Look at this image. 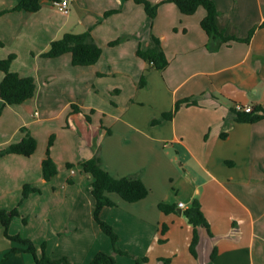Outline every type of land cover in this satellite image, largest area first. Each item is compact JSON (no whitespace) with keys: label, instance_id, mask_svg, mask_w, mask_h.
<instances>
[{"label":"crops","instance_id":"crops-1","mask_svg":"<svg viewBox=\"0 0 264 264\" xmlns=\"http://www.w3.org/2000/svg\"><path fill=\"white\" fill-rule=\"evenodd\" d=\"M212 1L220 30L249 42L209 51L204 8L184 15L165 3L151 20L133 0H72L67 14L50 0L41 1L36 13L6 12L21 0H0V60L15 55L11 70L36 83L35 95L23 104L3 106L0 97V152L27 132L37 141L30 157L0 156V210L20 212L10 235L31 240L39 256L46 244L52 258L73 264L113 254L94 219L93 177L79 165L100 147L108 173L119 179L141 173L149 190L137 203L108 195L116 206L104 208L101 218L119 235L122 250L148 258L143 264H264V120L239 122L234 111L237 105L264 107V0ZM110 10L118 12L104 17ZM88 29L102 48L95 65L75 67L70 53L41 57L64 34ZM151 35L168 59L164 70L148 71L137 54ZM4 76L0 72V84ZM184 101L197 104L183 103L173 119H163ZM52 136L58 174L46 181L42 161ZM26 185L39 192L21 202ZM196 199L212 236L199 229L194 257V228L177 210ZM160 204L177 209L165 214ZM14 248L23 246L7 239L0 223V264H35L32 255ZM114 256L117 264H136Z\"/></svg>","mask_w":264,"mask_h":264},{"label":"trees","instance_id":"trees-1","mask_svg":"<svg viewBox=\"0 0 264 264\" xmlns=\"http://www.w3.org/2000/svg\"><path fill=\"white\" fill-rule=\"evenodd\" d=\"M41 1L43 0H21V2L12 11H27L30 13H36L41 10ZM53 3L60 0H50ZM134 3L142 5L146 14L154 20L158 14L159 7L165 3L175 4L180 12L184 15H193L200 8L206 10V16L201 22V27L209 38L207 49L209 51H217L222 45L227 44L230 41L249 42L250 37L246 40H240L235 37L226 36L223 31L220 30L217 24V17L219 15L216 4L212 0H163L159 3H153L149 0H133ZM118 10H110L104 14V17H108L117 13ZM264 26V25H263ZM251 36V35H250ZM115 44V42L113 43ZM0 46L3 43L0 41ZM70 53L72 55V65L75 67H89L93 66L100 60L102 56V48L95 42L91 29L80 33H66L60 39L51 43L49 49L41 54V57L53 59L58 58L64 54ZM139 57H141L148 64V71L150 70H164L169 62L164 53L162 43L156 36H150L149 45L140 46L137 51ZM15 60V55L9 56L7 59L0 60V72L4 73V79L0 84V97L3 100V106L5 105H20L27 100L33 98L36 91L35 79L32 77H21L18 73L11 70V64ZM146 84V76L143 75L138 83V87H143ZM183 103L187 105H196L197 102H178L171 112L163 114V119L171 120L175 114L181 108ZM72 109L77 110L75 105ZM3 107L0 108V115ZM236 119L239 122L245 123H257L264 120V107L256 106L250 113L238 112L236 110ZM93 113V111H92ZM87 121L91 122V117H86ZM153 124L160 123L159 120H154ZM23 132V131H22ZM111 131L108 130V134ZM54 142V136L49 140L47 147L46 158L42 161V173L43 178L46 181H50L58 174V167L51 157V147ZM37 149V141L30 134L26 133L23 139L15 144L10 145L6 149L0 152V156L6 154H18L25 157L32 156ZM94 155L88 160L80 162L82 171L86 174H90L93 177V183L91 185L92 196L95 199V212L94 219L98 224L100 230L110 238L112 243L113 254L100 252L94 256L90 264H117L114 254L121 256H128L136 261V264H143L148 262V258H139L135 255L124 251L120 248L119 235L114 228L101 218V212L106 207H114L116 203L109 198V194H117L123 201L127 203H137L145 199L149 190L145 186L141 173L132 174L124 178H115L103 168V161L101 157L100 147H94ZM69 168H72V164H68ZM39 192V189L26 185L23 188V199L30 196L31 193ZM159 208L165 214L174 213L177 209L176 206H169L167 204H160ZM184 217L189 224L194 228L193 238L190 244V253L197 257V248L200 242L199 229H205L210 236L211 227L205 217L202 206L199 200H194L190 207L183 211ZM15 217H20V212L17 208L14 210H0V223L4 228L5 237L15 243L23 246L22 249L14 248L12 252L22 250L23 252L33 256L35 264H73L67 257L59 259L52 258L47 253V245H42V254L38 255L35 244L24 238L21 235L12 236L9 234V228ZM26 223V220H23ZM217 251L214 250L211 256V260H215ZM8 259V255L4 257V261ZM164 264H170V259H163Z\"/></svg>","mask_w":264,"mask_h":264},{"label":"built area","instance_id":"built-area-1","mask_svg":"<svg viewBox=\"0 0 264 264\" xmlns=\"http://www.w3.org/2000/svg\"><path fill=\"white\" fill-rule=\"evenodd\" d=\"M72 0H60L54 2V6L62 13L67 14L69 12V5ZM236 111L250 113L252 111L251 107H244L241 105L236 106ZM180 207H183V204H180Z\"/></svg>","mask_w":264,"mask_h":264},{"label":"rangeland","instance_id":"rangeland-1","mask_svg":"<svg viewBox=\"0 0 264 264\" xmlns=\"http://www.w3.org/2000/svg\"><path fill=\"white\" fill-rule=\"evenodd\" d=\"M23 194V193H22ZM32 195V194H31ZM28 198H26V199H23V195H22V198H21V202H23V201H26ZM16 218V217H15ZM26 224V223H25ZM125 257H128V256H125ZM128 258H130V257H128ZM133 259V258H132Z\"/></svg>","mask_w":264,"mask_h":264},{"label":"water","instance_id":"water-1","mask_svg":"<svg viewBox=\"0 0 264 264\" xmlns=\"http://www.w3.org/2000/svg\"><path fill=\"white\" fill-rule=\"evenodd\" d=\"M177 211H178L179 214L183 213L182 209H180V208Z\"/></svg>","mask_w":264,"mask_h":264}]
</instances>
